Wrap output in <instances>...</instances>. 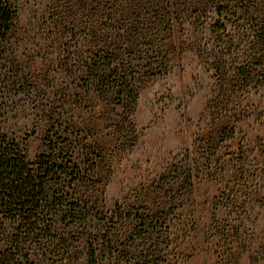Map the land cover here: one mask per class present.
Wrapping results in <instances>:
<instances>
[{
    "label": "rangeland",
    "instance_id": "374dc122",
    "mask_svg": "<svg viewBox=\"0 0 264 264\" xmlns=\"http://www.w3.org/2000/svg\"><path fill=\"white\" fill-rule=\"evenodd\" d=\"M170 1L0 0V137L80 172L28 264H264V0Z\"/></svg>",
    "mask_w": 264,
    "mask_h": 264
},
{
    "label": "trees",
    "instance_id": "16d2710c",
    "mask_svg": "<svg viewBox=\"0 0 264 264\" xmlns=\"http://www.w3.org/2000/svg\"><path fill=\"white\" fill-rule=\"evenodd\" d=\"M176 1L169 3L170 22L179 18ZM224 10L218 7L219 15ZM16 14L13 6L0 2V54L11 36ZM110 70L111 65L98 63L92 75L94 82L106 87L113 79L117 88L127 89L128 83H119L118 74L107 77ZM46 142L41 154L30 162L22 145L6 136L0 137V264H28L38 248L52 253L65 244L55 233V221L79 222L76 211L79 200L70 194L71 186L80 178L79 168L64 153L63 139ZM145 224L144 221L142 227ZM95 255L96 251L91 249L90 256Z\"/></svg>",
    "mask_w": 264,
    "mask_h": 264
}]
</instances>
